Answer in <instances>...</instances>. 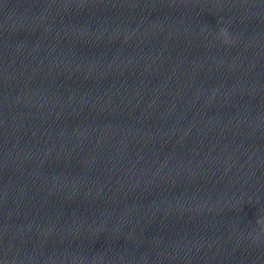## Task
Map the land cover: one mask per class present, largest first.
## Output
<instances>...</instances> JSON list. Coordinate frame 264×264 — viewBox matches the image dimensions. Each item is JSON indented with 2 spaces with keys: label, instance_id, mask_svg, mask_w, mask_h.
<instances>
[{
  "label": "clouds",
  "instance_id": "9594fccd",
  "mask_svg": "<svg viewBox=\"0 0 264 264\" xmlns=\"http://www.w3.org/2000/svg\"><path fill=\"white\" fill-rule=\"evenodd\" d=\"M221 31H223V30H221ZM258 223H264V221H258Z\"/></svg>",
  "mask_w": 264,
  "mask_h": 264
}]
</instances>
